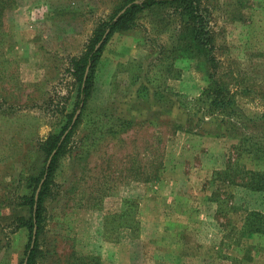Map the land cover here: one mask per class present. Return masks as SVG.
Here are the masks:
<instances>
[{
  "label": "rangeland",
  "instance_id": "1",
  "mask_svg": "<svg viewBox=\"0 0 264 264\" xmlns=\"http://www.w3.org/2000/svg\"><path fill=\"white\" fill-rule=\"evenodd\" d=\"M123 2L18 0L4 12L0 264L25 259L30 231L19 219L31 212L23 196L48 166L46 142L64 133L71 116L43 204L35 264H230L227 255L242 257L230 233L247 210L262 207V197L214 173L235 166L243 184L238 173L253 165L247 154L239 164L243 150L253 143L264 149L257 118L264 115V0L208 1L216 77L234 93L233 119L207 114V69L172 52L185 37L192 49L188 33L176 23L158 35L148 12L102 39L93 96L87 109L75 108L74 59ZM232 203L244 208L231 213L225 207ZM251 264H264V251Z\"/></svg>",
  "mask_w": 264,
  "mask_h": 264
},
{
  "label": "trees",
  "instance_id": "2",
  "mask_svg": "<svg viewBox=\"0 0 264 264\" xmlns=\"http://www.w3.org/2000/svg\"><path fill=\"white\" fill-rule=\"evenodd\" d=\"M208 1L209 0H124L123 5L119 8L117 14H115L116 16L108 21L100 23L96 31L97 36L94 38V42L89 45L88 50L81 57L74 59L75 76L79 82L75 108L77 110L87 109V105L93 96L95 72L103 48V46H99V44L107 31H109V33L106 39L117 30H129L138 24L137 21L141 15H143V12H148L151 16L149 22L152 28H154V32L156 31L158 35L175 28L176 23H179L178 25L181 26V30L188 33L192 49L188 47V43L186 42L188 38L185 37L184 41L186 45L183 42L182 47L172 46V52L177 55V58L182 57L194 60L198 62V65H200L202 69H207L208 76L206 79L210 81V85L202 94L203 102L206 105L209 102V107L204 108L207 114L213 115L214 113H220L229 119H233L237 114L234 93H232L231 89L227 87V84L221 80L220 75L216 77V72L220 65L213 53L216 49L215 42L217 31L211 23L213 13ZM17 2L18 0H0V21L4 16V12L16 8L18 5ZM160 54L162 53L160 52ZM209 69H213L214 73L210 74ZM257 118H260V121H264V115L258 116ZM72 121L73 116H71L69 124L63 130L64 133L69 129ZM77 124H79V122H77ZM64 133L57 138L52 137V139H48L46 142L45 150L49 156L48 158L53 155L54 151H57L49 167L47 168L45 165L40 171V174L35 177L36 185L32 195L23 196L25 201L22 204L30 207L31 215L29 219L25 217L19 219L21 223L20 227H27L30 231L28 249L25 254V259L21 264H35L36 261L37 237H39L43 204L49 193L52 177L56 169V162L63 147L61 139ZM71 133L72 132L69 131L66 139L70 138ZM258 144L259 143L250 144L247 149L243 150L242 155L239 157V164L244 162L243 156L245 154H247L248 159L252 160L253 164L249 168L247 165L246 167L243 166V170L238 173L240 174V179L243 180V184L237 183L236 176L238 169L237 167L235 168V166L214 173V176L217 175L225 185L229 187L242 186L251 192H260L262 197V207L260 209L247 210L242 220H240V222H242L240 229L233 228L231 230L230 234H234L235 236L233 249L239 251L242 257L227 255L226 258L230 260V264H251L264 251V245H262L264 244V168L261 167L264 162V149H261ZM44 178L45 180L42 184L38 199H36L37 190ZM214 201L218 204V212L223 213L224 210L221 207L223 201L221 202L219 197H214ZM225 208H230L229 211L232 213L240 211L244 207L232 203L230 207L227 205ZM35 228L36 245L30 250ZM255 239L262 240V243H255Z\"/></svg>",
  "mask_w": 264,
  "mask_h": 264
},
{
  "label": "water",
  "instance_id": "3",
  "mask_svg": "<svg viewBox=\"0 0 264 264\" xmlns=\"http://www.w3.org/2000/svg\"><path fill=\"white\" fill-rule=\"evenodd\" d=\"M108 33H109V31H107L106 35H105L104 38H103V41H104V39L107 37ZM103 41H102V42H103ZM86 75H87V74H86ZM55 153H56V151H54V152H53V155L50 157V160H49V163H48L47 168L49 167V165H50V163H51V161H52V158H53V156H54ZM43 182H44V180L42 181V183L40 184V186H39V188H38V190H37L36 199H38V196H39V193H40V190H41V187H42ZM35 242H36V228H35L34 233H33V237H32V241H31V247H30V250H32V249L34 248V246H35ZM25 264H26V263H25Z\"/></svg>",
  "mask_w": 264,
  "mask_h": 264
},
{
  "label": "crops",
  "instance_id": "4",
  "mask_svg": "<svg viewBox=\"0 0 264 264\" xmlns=\"http://www.w3.org/2000/svg\"><path fill=\"white\" fill-rule=\"evenodd\" d=\"M37 16V15H36ZM38 17H42V15L41 16H38Z\"/></svg>",
  "mask_w": 264,
  "mask_h": 264
}]
</instances>
